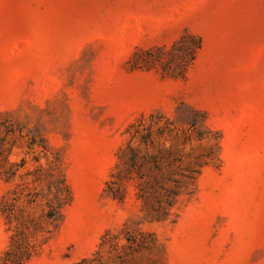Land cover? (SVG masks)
Listing matches in <instances>:
<instances>
[{
  "label": "rangeland",
  "instance_id": "374dc122",
  "mask_svg": "<svg viewBox=\"0 0 264 264\" xmlns=\"http://www.w3.org/2000/svg\"><path fill=\"white\" fill-rule=\"evenodd\" d=\"M185 33L201 48L184 78L130 70ZM189 107L185 150L207 165L175 218L139 226L154 244L131 250L133 191L104 194L115 153L141 115ZM21 160L18 175L56 160L72 195L27 264H264V0H0V172ZM10 234L0 215V258Z\"/></svg>",
  "mask_w": 264,
  "mask_h": 264
},
{
  "label": "trees",
  "instance_id": "16d2710c",
  "mask_svg": "<svg viewBox=\"0 0 264 264\" xmlns=\"http://www.w3.org/2000/svg\"><path fill=\"white\" fill-rule=\"evenodd\" d=\"M200 48V41L185 33L168 47L138 49L130 57L128 66L130 70L184 78ZM187 109L188 113H182L178 108L173 117L161 112L141 115L126 128L127 138L115 153L104 194L124 203L129 189L133 191L143 220L135 228L124 223L120 229L131 250L149 249L154 244V235L143 232L139 226L175 218L179 199L190 195V186L207 165L200 161L190 165V151L185 148L190 146L193 130L190 107ZM199 114L201 127L205 128L206 115ZM197 137L203 138L202 135ZM217 145L218 142L215 143L218 149ZM212 155L214 152L210 151L208 156ZM24 165L25 161L21 160L0 172V179L8 185L0 201V215L6 231L11 232L1 264H27L36 257L62 222L63 212L72 201L69 185L56 160L45 168L18 175ZM110 234L107 231L101 237L100 246L111 241Z\"/></svg>",
  "mask_w": 264,
  "mask_h": 264
}]
</instances>
